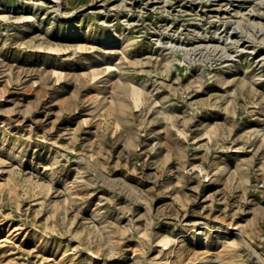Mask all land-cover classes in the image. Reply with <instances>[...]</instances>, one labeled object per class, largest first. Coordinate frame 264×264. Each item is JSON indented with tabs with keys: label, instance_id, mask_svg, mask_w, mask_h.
Here are the masks:
<instances>
[{
	"label": "rangeland",
	"instance_id": "1",
	"mask_svg": "<svg viewBox=\"0 0 264 264\" xmlns=\"http://www.w3.org/2000/svg\"><path fill=\"white\" fill-rule=\"evenodd\" d=\"M103 263L264 264V0H0V264Z\"/></svg>",
	"mask_w": 264,
	"mask_h": 264
},
{
	"label": "bare ground",
	"instance_id": "2",
	"mask_svg": "<svg viewBox=\"0 0 264 264\" xmlns=\"http://www.w3.org/2000/svg\"><path fill=\"white\" fill-rule=\"evenodd\" d=\"M94 1V0H93ZM91 3V1H90ZM89 3V4H90ZM93 3V2H92ZM58 5V4H57ZM116 59V58H115ZM56 70V69H55ZM56 73V72H55ZM226 77V76H225ZM253 81V79L251 80ZM222 82H227L226 79H223ZM115 89L113 90V95L110 96L111 102L114 104H121V97L126 94H129L130 97L134 100L136 106H138L139 101L141 100V91L138 89H127L123 83L119 80H116L114 83ZM17 157V156H16ZM222 231V230H221ZM224 231V230H223ZM15 232V231H14ZM199 238V237H198ZM211 239V238H210ZM176 242V241H175ZM184 242V241H183ZM214 243V242H213ZM205 248V247H204ZM171 251V250H170ZM188 251V250H187ZM136 252V251H135ZM91 256V255H87ZM86 256V257H87ZM188 256V255H187ZM97 259V258H96ZM89 260V259H88ZM101 263V262H100ZM104 264V263H103Z\"/></svg>",
	"mask_w": 264,
	"mask_h": 264
}]
</instances>
